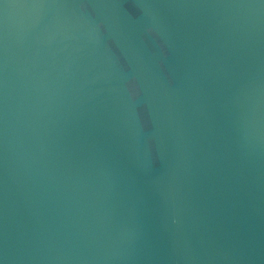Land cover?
<instances>
[{
	"label": "water",
	"instance_id": "obj_1",
	"mask_svg": "<svg viewBox=\"0 0 264 264\" xmlns=\"http://www.w3.org/2000/svg\"><path fill=\"white\" fill-rule=\"evenodd\" d=\"M0 264H264V0H0Z\"/></svg>",
	"mask_w": 264,
	"mask_h": 264
}]
</instances>
